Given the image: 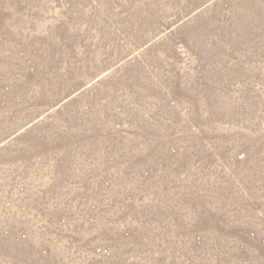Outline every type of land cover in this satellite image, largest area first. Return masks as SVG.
<instances>
[{"label": "rangeland", "instance_id": "374dc122", "mask_svg": "<svg viewBox=\"0 0 264 264\" xmlns=\"http://www.w3.org/2000/svg\"><path fill=\"white\" fill-rule=\"evenodd\" d=\"M0 264H264V0H0Z\"/></svg>", "mask_w": 264, "mask_h": 264}]
</instances>
